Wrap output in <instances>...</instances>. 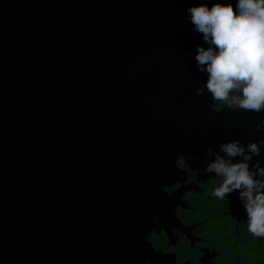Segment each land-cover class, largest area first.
I'll use <instances>...</instances> for the list:
<instances>
[{"label": "water", "instance_id": "1", "mask_svg": "<svg viewBox=\"0 0 264 264\" xmlns=\"http://www.w3.org/2000/svg\"><path fill=\"white\" fill-rule=\"evenodd\" d=\"M214 2L0 0V264H174L147 236L178 156L264 140L195 93Z\"/></svg>", "mask_w": 264, "mask_h": 264}, {"label": "clouds", "instance_id": "2", "mask_svg": "<svg viewBox=\"0 0 264 264\" xmlns=\"http://www.w3.org/2000/svg\"><path fill=\"white\" fill-rule=\"evenodd\" d=\"M234 6L235 13L232 0H215L211 6L199 3L186 9L192 31L203 34L207 44L196 46V68L206 79L195 93L207 90L213 101L259 113L264 110V0H235ZM260 128L264 120L257 125ZM262 149L264 140L242 144L231 139L221 143L218 152L206 150L214 159L204 167L205 173L221 178L213 196L223 200L238 191L248 231L255 237H264V164L259 159L250 162L261 156Z\"/></svg>", "mask_w": 264, "mask_h": 264}, {"label": "flooded vegetation", "instance_id": "3", "mask_svg": "<svg viewBox=\"0 0 264 264\" xmlns=\"http://www.w3.org/2000/svg\"><path fill=\"white\" fill-rule=\"evenodd\" d=\"M212 109L239 110L224 101H214ZM212 159L194 156L186 163L178 156V171L163 187L164 210L154 213L150 221L147 253L169 256L174 264H264L263 249L243 236L247 213L238 191L223 200L212 195L221 179L204 172Z\"/></svg>", "mask_w": 264, "mask_h": 264}, {"label": "trees", "instance_id": "4", "mask_svg": "<svg viewBox=\"0 0 264 264\" xmlns=\"http://www.w3.org/2000/svg\"><path fill=\"white\" fill-rule=\"evenodd\" d=\"M244 227L248 228V220L247 219L245 221V226ZM243 236H245V240L246 241H251V242L256 243L264 251V237H255L248 231V229H245V232H244Z\"/></svg>", "mask_w": 264, "mask_h": 264}]
</instances>
